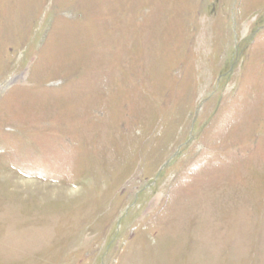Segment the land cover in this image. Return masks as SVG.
Wrapping results in <instances>:
<instances>
[{"label": "rangeland", "instance_id": "rangeland-1", "mask_svg": "<svg viewBox=\"0 0 264 264\" xmlns=\"http://www.w3.org/2000/svg\"><path fill=\"white\" fill-rule=\"evenodd\" d=\"M0 264H264V0H0Z\"/></svg>", "mask_w": 264, "mask_h": 264}]
</instances>
